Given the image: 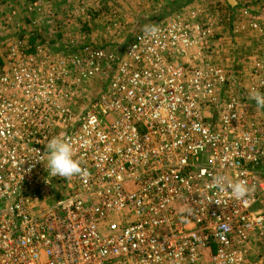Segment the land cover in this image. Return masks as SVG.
Here are the masks:
<instances>
[{
    "label": "built area",
    "instance_id": "obj_1",
    "mask_svg": "<svg viewBox=\"0 0 264 264\" xmlns=\"http://www.w3.org/2000/svg\"><path fill=\"white\" fill-rule=\"evenodd\" d=\"M169 1L177 12L115 59L4 40L0 264H264V108L253 98L264 93V22L248 19L261 50L244 79L217 61L220 37L198 14L178 12L189 1ZM25 10L43 13L40 1ZM53 136L73 145L82 174L51 177L35 160Z\"/></svg>",
    "mask_w": 264,
    "mask_h": 264
},
{
    "label": "crops",
    "instance_id": "obj_2",
    "mask_svg": "<svg viewBox=\"0 0 264 264\" xmlns=\"http://www.w3.org/2000/svg\"><path fill=\"white\" fill-rule=\"evenodd\" d=\"M17 1L22 0H0V35H11L15 32V28H25L23 21L20 20V9L11 8L15 6ZM43 8V14L35 16L39 30L44 38L51 37H67L74 41L77 40L75 33L76 24L85 21L89 22L91 15L94 13L103 25L111 26H139L146 27L153 23L158 15L155 12L161 9L168 10L170 4L174 3L169 0H39ZM197 4H203L200 11V19L208 25L218 37L220 57L223 58L224 64L228 66H250L255 58V54L261 50V42L259 37L249 31L246 26L250 15L260 16L261 22H264V0H236V6L229 7L226 4L228 13L226 16L232 17L234 20L236 35L232 38L226 37L223 33L227 22L218 21L219 11L214 15H209L210 11L221 7L219 1L216 0H195ZM257 1V0H256ZM11 5V6H10ZM209 6V14L206 7ZM11 8V9H10ZM212 9V10H211ZM165 10L163 12H165ZM51 11V15L46 14ZM45 13V14H44ZM53 13H55L53 15ZM263 16V17H262ZM24 18V17H23ZM22 18V19H23ZM24 26H23V25ZM133 24V25H131ZM228 28V27H227ZM113 40H125L119 37H113ZM132 35L127 39L130 41ZM76 42V41H75ZM219 57V58H220ZM238 58H240L238 60ZM246 62L244 60H248Z\"/></svg>",
    "mask_w": 264,
    "mask_h": 264
},
{
    "label": "rangeland",
    "instance_id": "obj_3",
    "mask_svg": "<svg viewBox=\"0 0 264 264\" xmlns=\"http://www.w3.org/2000/svg\"><path fill=\"white\" fill-rule=\"evenodd\" d=\"M35 1H39V0H22V1H17L15 4V6H11V8H19L20 9V20L23 21L22 23L25 25H23L25 28L23 27H18L15 28V32H13V34L11 35H0V53L3 51V47L5 44L4 40H7V38L11 37V38H25L30 42H36L38 40L43 39L46 40L49 45V47L54 50L58 47L61 48V45L66 44V45H70L72 47V49H75L77 51H83L85 50L87 52V50L90 49H94V48H101L104 49L105 51H107L110 54H113V59L116 58V56L118 55L119 51L122 50V48L124 47V45H126V43L128 42L127 39L132 35V37L135 35V33L144 28V25H139L138 27L135 26H111V25H103L101 23H99V20L97 19V17H94V13L91 15L92 17H90L89 22L85 21V23L80 22L76 24V29H75V33L77 35V40L74 41V38L69 37V39L67 37H63V35L61 34V37H51L50 39L48 38H44L43 35L41 34L40 30H39V25H37L36 20L34 19L35 16H40L41 14H35V13H28L25 10V6L27 4H30L32 2ZM219 1V5H221L220 8L215 9L210 11L209 14V6L206 7L207 9V14L209 15H214L216 14L217 11H219L218 14V21L222 20L224 21V19H226V14L228 13V9L226 7L227 2L225 0H216ZM256 4H260L258 2V0L254 1ZM228 5V4H227ZM203 6V4H197V2L195 0H190L189 1V5L183 9L180 10L178 12H180L181 14H183L184 16L187 15L188 11H195L198 14V17L200 19V11H201V7ZM205 8V6H203ZM10 8V9H11ZM168 10H165L164 8L161 10H158L157 12H155L154 15H158L157 20H161V19H165L170 17L173 13L177 12V11H173V8L171 6L168 7ZM165 10V12H163ZM177 10V9H175ZM51 12V11H50ZM45 14V13H44ZM55 13H53L54 15ZM48 15H51L48 14ZM24 17V18H23ZM23 18V19H22ZM201 20V19H200ZM202 21V20H201ZM226 22V20L224 21ZM133 25V24H131ZM224 26H226L225 30H223L224 35L227 37L228 35V31L229 28H227L229 25L225 24ZM113 37H119L120 39H126L125 40H113ZM221 38V37H220ZM219 38V40H220ZM218 51H219V55L217 61L219 63H221L223 66L228 67V68H233L235 70H237V73L239 75V77L244 78L246 77V73L245 70L247 68V66H239V65H235V66H228L225 65L223 58L220 57V50H219V46H218ZM220 57V58H219ZM240 58H238L239 60ZM246 62L250 61V58H248V60H244ZM105 81V75H101L100 77H95L91 80L90 82V86H89V95L88 97H92L94 98L99 91L102 89V86L104 84ZM244 81V80H243Z\"/></svg>",
    "mask_w": 264,
    "mask_h": 264
},
{
    "label": "clouds",
    "instance_id": "obj_4",
    "mask_svg": "<svg viewBox=\"0 0 264 264\" xmlns=\"http://www.w3.org/2000/svg\"><path fill=\"white\" fill-rule=\"evenodd\" d=\"M258 106L264 108V93H255L253 97ZM45 166L48 176L71 178L83 173L81 161L74 155L73 145L60 136H53L46 145V160L35 158ZM215 184L223 190V178L215 180ZM233 197L243 198L247 191V185L244 182H237L230 185Z\"/></svg>",
    "mask_w": 264,
    "mask_h": 264
},
{
    "label": "water",
    "instance_id": "obj_5",
    "mask_svg": "<svg viewBox=\"0 0 264 264\" xmlns=\"http://www.w3.org/2000/svg\"><path fill=\"white\" fill-rule=\"evenodd\" d=\"M228 4L229 7H234L236 6V0H225Z\"/></svg>",
    "mask_w": 264,
    "mask_h": 264
},
{
    "label": "trees",
    "instance_id": "obj_6",
    "mask_svg": "<svg viewBox=\"0 0 264 264\" xmlns=\"http://www.w3.org/2000/svg\"><path fill=\"white\" fill-rule=\"evenodd\" d=\"M188 1H190V0H185V1H182V3H181V4H182V5H183V4H186ZM179 4H180V3H177V5H179Z\"/></svg>",
    "mask_w": 264,
    "mask_h": 264
}]
</instances>
